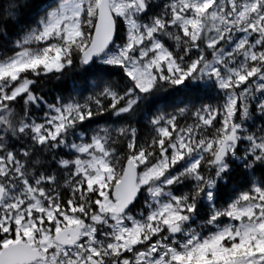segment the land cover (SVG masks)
<instances>
[{"label":"snow or ice","instance_id":"1","mask_svg":"<svg viewBox=\"0 0 264 264\" xmlns=\"http://www.w3.org/2000/svg\"><path fill=\"white\" fill-rule=\"evenodd\" d=\"M0 264H264V0H0Z\"/></svg>","mask_w":264,"mask_h":264},{"label":"trees","instance_id":"2","mask_svg":"<svg viewBox=\"0 0 264 264\" xmlns=\"http://www.w3.org/2000/svg\"><path fill=\"white\" fill-rule=\"evenodd\" d=\"M74 75V74H70ZM61 87L60 82L57 81H49L46 82V91H48L49 95L55 94V92Z\"/></svg>","mask_w":264,"mask_h":264}]
</instances>
